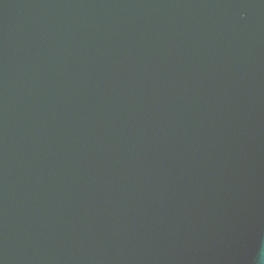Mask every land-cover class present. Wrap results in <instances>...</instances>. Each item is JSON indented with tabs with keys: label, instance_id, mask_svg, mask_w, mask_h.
I'll use <instances>...</instances> for the list:
<instances>
[{
	"label": "water",
	"instance_id": "water-1",
	"mask_svg": "<svg viewBox=\"0 0 264 264\" xmlns=\"http://www.w3.org/2000/svg\"><path fill=\"white\" fill-rule=\"evenodd\" d=\"M0 264H264V0H0Z\"/></svg>",
	"mask_w": 264,
	"mask_h": 264
}]
</instances>
